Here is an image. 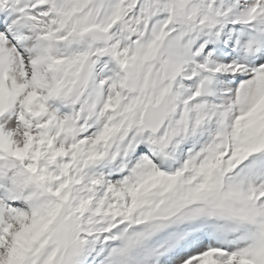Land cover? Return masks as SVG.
<instances>
[{
	"label": "snow or ice",
	"instance_id": "obj_1",
	"mask_svg": "<svg viewBox=\"0 0 264 264\" xmlns=\"http://www.w3.org/2000/svg\"><path fill=\"white\" fill-rule=\"evenodd\" d=\"M0 264H264V0H0Z\"/></svg>",
	"mask_w": 264,
	"mask_h": 264
}]
</instances>
